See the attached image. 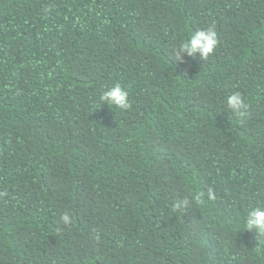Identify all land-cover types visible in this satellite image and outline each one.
<instances>
[{
    "label": "trees",
    "instance_id": "16d2710c",
    "mask_svg": "<svg viewBox=\"0 0 264 264\" xmlns=\"http://www.w3.org/2000/svg\"><path fill=\"white\" fill-rule=\"evenodd\" d=\"M210 26L206 61L173 59ZM255 206L264 0H0V264H264Z\"/></svg>",
    "mask_w": 264,
    "mask_h": 264
},
{
    "label": "clouds",
    "instance_id": "9594fccd",
    "mask_svg": "<svg viewBox=\"0 0 264 264\" xmlns=\"http://www.w3.org/2000/svg\"><path fill=\"white\" fill-rule=\"evenodd\" d=\"M219 43L218 34L214 27H207L198 29L190 33L183 39L177 47L171 50V55L174 60L184 63L185 57L195 59L197 54L202 60H207L216 50ZM100 102L107 103L108 106H115L121 110L131 107L129 100V92L121 83L116 82L110 87H106L99 96ZM227 108L230 109L235 115L242 116L248 108L241 93L235 92L227 97ZM200 193L195 198L191 195H184L174 199L172 209L175 211L184 210L193 200L196 203H202ZM208 196L214 198V193L209 190ZM60 221L64 225L72 223L71 216L65 212L61 215ZM244 229L254 232L257 239L264 238V206H255L248 210L247 217L244 222Z\"/></svg>",
    "mask_w": 264,
    "mask_h": 264
}]
</instances>
